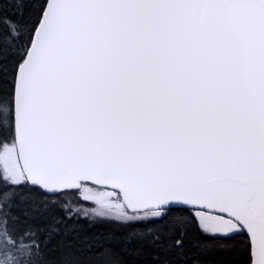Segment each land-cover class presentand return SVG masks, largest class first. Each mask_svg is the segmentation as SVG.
<instances>
[{"label": "snow or ice", "instance_id": "1", "mask_svg": "<svg viewBox=\"0 0 264 264\" xmlns=\"http://www.w3.org/2000/svg\"><path fill=\"white\" fill-rule=\"evenodd\" d=\"M0 264H264V0H0Z\"/></svg>", "mask_w": 264, "mask_h": 264}]
</instances>
